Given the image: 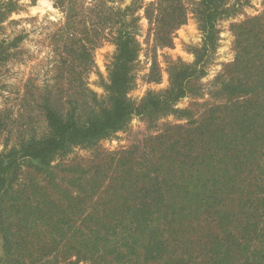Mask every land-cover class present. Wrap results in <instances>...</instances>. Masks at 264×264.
<instances>
[{
  "label": "trees",
  "instance_id": "obj_1",
  "mask_svg": "<svg viewBox=\"0 0 264 264\" xmlns=\"http://www.w3.org/2000/svg\"><path fill=\"white\" fill-rule=\"evenodd\" d=\"M116 2L55 0L66 16L58 82L69 87L63 97L48 88L41 95L47 133L21 132L0 151V264H264V19L233 25L236 55L217 77L215 94L225 102L198 118L176 104L206 74L218 22L235 15L236 5L154 0L122 8ZM142 7L162 45L172 43L189 13L203 45L194 62L170 63L166 89L136 101L129 92L141 50L135 13ZM17 10L16 0H0V25ZM107 39L116 50L99 95L84 74L93 67L92 51ZM16 41L0 40V66ZM170 114L185 122L95 165L109 184L91 205L80 186V195L41 191L38 176L52 179L57 157L75 147L95 149L135 116L153 123ZM5 130L11 132L0 113V133ZM89 209L94 215H77Z\"/></svg>",
  "mask_w": 264,
  "mask_h": 264
},
{
  "label": "rangeland",
  "instance_id": "obj_2",
  "mask_svg": "<svg viewBox=\"0 0 264 264\" xmlns=\"http://www.w3.org/2000/svg\"><path fill=\"white\" fill-rule=\"evenodd\" d=\"M16 1L19 10L14 11L10 18L0 25V40L12 41L17 37L16 46L9 49L10 57L0 66V113L11 128V132L5 130L0 133V151L12 147L21 132L28 136L31 133H37L38 136L47 133L49 128L41 108L38 107L41 95L48 88L57 89L61 96H65L66 93L61 94V90L66 91L69 87L63 78L62 82H58L61 61L66 57V37L62 36L65 32V14L56 7L55 0ZM86 1L91 3L94 0ZM116 1V4L123 8L136 1H143V5H147L154 0ZM227 3L235 4L237 12L218 22L220 39L218 47L208 60L206 74L193 82L195 92L176 104L178 109H192L198 118L211 105L225 102L215 94L219 89L217 77L226 74L227 65L233 62L236 55L233 25L255 16L264 19V0H227ZM135 15L140 17L137 36L141 50L134 68V88L129 92V97L140 101L149 90L166 89L169 86L170 63L178 60L185 63L194 62L195 52L200 50L203 44L198 21L192 13H189L184 24L174 30L172 43L168 46L162 45L157 39L153 25L145 17L144 7L138 9ZM80 25L76 33L78 36ZM115 50L114 44L107 39L92 51L93 67L84 75L88 87L99 95L104 93L102 83L108 78V69ZM184 122L174 114L161 117L153 123L135 116L127 129L100 141L95 149L75 147L66 156L57 157L52 162L55 166L54 177L44 179L38 176V183L46 187L42 186L41 191L59 196L62 191L68 189L80 195L81 190L77 188L80 186L81 189H86L81 196H86V203L91 205L101 197V191L109 184L107 176L101 178L95 173L96 164L105 161L106 157H112L141 144L149 136L162 133L168 126ZM105 173L110 175L111 171L104 169L103 174ZM94 185L96 192L91 189ZM31 191L32 189H29L28 193ZM94 213L89 209L77 215Z\"/></svg>",
  "mask_w": 264,
  "mask_h": 264
}]
</instances>
